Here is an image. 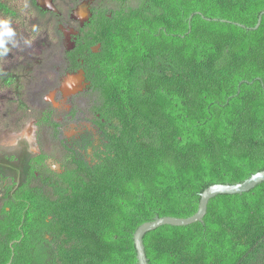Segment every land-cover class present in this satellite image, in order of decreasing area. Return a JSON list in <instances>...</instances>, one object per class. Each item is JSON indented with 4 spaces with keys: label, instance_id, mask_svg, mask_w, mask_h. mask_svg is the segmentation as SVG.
Listing matches in <instances>:
<instances>
[{
    "label": "trees",
    "instance_id": "trees-1",
    "mask_svg": "<svg viewBox=\"0 0 264 264\" xmlns=\"http://www.w3.org/2000/svg\"><path fill=\"white\" fill-rule=\"evenodd\" d=\"M89 12L61 60L80 73L99 143L84 136L92 162L72 147L62 174L31 166L2 208L0 264H138L141 225L191 217L208 187L264 171V0H101ZM0 14L18 18L5 0ZM19 79L0 68L4 88L19 94ZM143 241L149 264H264V182Z\"/></svg>",
    "mask_w": 264,
    "mask_h": 264
},
{
    "label": "rangeland",
    "instance_id": "rangeland-1",
    "mask_svg": "<svg viewBox=\"0 0 264 264\" xmlns=\"http://www.w3.org/2000/svg\"><path fill=\"white\" fill-rule=\"evenodd\" d=\"M6 1H9L12 7L15 6L17 8L18 18L14 19L0 14V21H9V25L15 33L12 38L5 37L10 43L7 46V54L0 56V68L3 71L13 67L17 68L15 70L21 76L19 82L22 88L19 94L23 97L24 103L19 105L14 90L0 89V143L6 144L14 136L17 135L16 137H18V135H24L27 132L25 138H30L29 125L36 122L35 132L36 134L38 133L39 139L41 138V144H47V136L53 132L50 127L42 125L39 116L52 110L55 115L53 117L54 121L56 123H58L57 119L63 121L62 128L69 134L68 137H65L63 131V137L71 141H68L71 147L79 149L80 154L81 152L84 154L82 138L86 136L90 140L93 139L95 141L94 144H98L101 135L93 126L92 115L85 106L87 99L82 90H80V93L75 91L66 95L61 89L62 82L68 78L58 74L59 67H62L61 53L65 48L71 46V43L66 38L64 47L58 46L59 51L53 48V43L56 41L53 29L54 20L52 16H48L43 21L40 20L33 9L32 0ZM35 1L36 3L42 1V5H40L42 9L47 5L52 14L62 17L65 22V25L61 28L63 34L68 32L67 29L73 31L76 23L81 25L90 18L89 9L93 3V0ZM48 33L53 42L43 39ZM73 77L72 79L78 81L76 84L82 83L79 74H73ZM0 83H2V80H0ZM50 86H54V90H48L47 88ZM72 105L78 107L81 112L73 113L71 111ZM29 109H33V111ZM16 118L23 119L20 130H18V125L14 123ZM36 142L35 138L33 147ZM44 148L52 157H55L54 160L58 163L62 157V151L60 152L59 147L54 144H47L44 145ZM35 151L37 150L35 149Z\"/></svg>",
    "mask_w": 264,
    "mask_h": 264
},
{
    "label": "flooded vegetation",
    "instance_id": "flooded-vegetation-1",
    "mask_svg": "<svg viewBox=\"0 0 264 264\" xmlns=\"http://www.w3.org/2000/svg\"><path fill=\"white\" fill-rule=\"evenodd\" d=\"M101 0H93L92 5L95 2H99ZM39 3V4H38ZM36 3L35 0H32L33 9L36 11V15L40 18V20H45L48 16L51 17V11L48 9V6L45 5L43 9L40 7L42 5V1H38ZM38 4V5H37ZM91 5V6H92ZM61 11V9H59ZM59 27H62L61 25H58ZM64 26V25H63ZM54 38L56 41L53 43V48L57 49L59 51V47H64V44H66V38L69 43H71V32L72 30L67 29L68 32L55 31L54 25ZM43 39L45 41L53 42V39L49 36V33L46 34ZM70 39V40H69ZM10 43V42H9ZM61 43V44H60ZM72 44V43H71ZM66 47V46H65ZM68 46L67 48H69ZM99 45H95L94 47H91L94 51L95 49H98ZM63 58V57H62ZM61 63H63V59L61 60ZM11 69H17L15 67ZM16 71V70H15ZM19 72V71H18ZM59 75L65 76L67 79L62 82L63 85L61 87L62 91L64 92H74L78 89H80L81 83L79 82V85L77 80L72 79L70 77L71 75L62 69V67H59L58 71ZM56 86V85H55ZM0 89L5 90L8 88L3 87V83H0ZM48 90H54V86H50L47 88ZM66 89V91H65ZM78 92V91H77ZM80 92V91H79ZM18 98L19 105H22L24 103L23 97L16 93ZM14 102V101H9ZM30 111H33V109H29ZM55 115L53 114V111L50 110L48 112L42 113L39 118L40 122H42L43 126L50 127L51 131L53 133H50L47 136V144L48 145H56L59 147L60 152L62 151V157L60 160L55 161V157L51 156L47 150L44 148V145L47 144H41V138L39 139L38 133L36 134V122L29 125V132L31 133L30 138H25V135H18V137L14 136L11 141H8V143H0V224H4L8 217H5V215L2 213V208H4L9 214H11V209L7 207L9 202L14 201L18 198V192L21 188V182L25 181V179L29 178V169L31 166H35L36 170L41 173V171H51L53 173L62 174L65 170L64 164L66 163L65 160L68 157V153L70 152L71 145L68 143L70 141L68 138L69 134L66 133V130H63V121L57 119L58 123L52 124L50 121V118L53 119ZM23 121L22 118H16L14 120V123L18 125V130L21 128V122ZM50 121V122H49ZM54 121V119H53ZM23 127V126H22ZM62 130V132H61ZM64 131L65 137H63L62 133ZM16 137V139H15ZM36 143L33 147V141ZM65 138V139H64ZM68 139V140H67ZM71 142V141H70ZM37 151H35V149ZM80 153L79 149H73ZM27 152L29 155L27 156V159L25 160L23 157V153ZM82 154V152H81ZM53 159H52V158ZM89 157H86V160H89ZM60 163V164H59ZM58 164V165H57ZM25 166H27V171L25 169ZM8 169L7 174H5L1 169ZM40 174L36 173V177H39ZM35 179V178H30ZM38 182H40L38 180ZM14 185L12 189L9 190V187ZM3 217V218H1Z\"/></svg>",
    "mask_w": 264,
    "mask_h": 264
},
{
    "label": "water",
    "instance_id": "water-1",
    "mask_svg": "<svg viewBox=\"0 0 264 264\" xmlns=\"http://www.w3.org/2000/svg\"><path fill=\"white\" fill-rule=\"evenodd\" d=\"M264 13V12H263ZM261 24V16L258 18L257 24L254 29H257ZM95 52L98 49L94 50ZM264 182V171L252 175L242 183L229 185V184H216L205 189L200 195V201L197 212L188 218H175V217H163L156 218L154 221L141 225L134 233V245L137 253L138 264H149L148 258L145 251L143 238L146 233L154 231L161 226H174L184 227L194 223H203L204 217L207 213V206L212 198L218 195H237L249 192L254 189L257 185Z\"/></svg>",
    "mask_w": 264,
    "mask_h": 264
},
{
    "label": "clouds",
    "instance_id": "clouds-1",
    "mask_svg": "<svg viewBox=\"0 0 264 264\" xmlns=\"http://www.w3.org/2000/svg\"><path fill=\"white\" fill-rule=\"evenodd\" d=\"M0 29H2V31H0V56H3V55H6L8 52V48L5 45H6V43L9 42V41H6L4 38L5 37L12 38L15 36V33H14L13 29L10 27L9 21H7V20L0 21ZM98 49H99V47H98ZM61 65H62V63H61ZM10 70L15 71V69H11V68L8 70H4V71H10ZM69 74L71 75L70 77L74 78L72 73H69ZM79 90L80 89H78L76 91L79 92ZM69 93H71V92H65L66 95H68ZM91 115H92V122H93V114H91ZM82 150H84V154H82V155L89 157L90 159L87 161L92 162V155H93L92 150L90 148H87L86 150L85 149H82Z\"/></svg>",
    "mask_w": 264,
    "mask_h": 264
},
{
    "label": "bare ground",
    "instance_id": "bare-ground-1",
    "mask_svg": "<svg viewBox=\"0 0 264 264\" xmlns=\"http://www.w3.org/2000/svg\"><path fill=\"white\" fill-rule=\"evenodd\" d=\"M15 257V256H14Z\"/></svg>",
    "mask_w": 264,
    "mask_h": 264
}]
</instances>
